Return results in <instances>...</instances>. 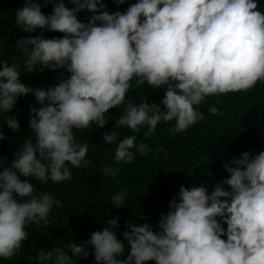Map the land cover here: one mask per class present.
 <instances>
[{"label": "clouds", "instance_id": "obj_1", "mask_svg": "<svg viewBox=\"0 0 264 264\" xmlns=\"http://www.w3.org/2000/svg\"><path fill=\"white\" fill-rule=\"evenodd\" d=\"M49 4L52 11L45 14L42 6ZM85 9L93 13L87 23L77 18ZM14 20L23 31L39 29V34L14 45L24 57L22 70L0 60V115L16 132L20 124L12 110L18 98L31 94L41 107H30L32 135L0 171L2 259L19 252L28 239L26 225L47 224L53 206L62 207L49 193L34 194L29 179L59 184L71 180L69 164L80 168L91 162L89 145L78 142L73 129L102 128L110 109L123 108L115 130L102 138L116 143L114 161L128 164L135 159L133 148L141 155L150 149L136 143L135 135L121 139L117 129L139 133L147 126V137L163 121L174 122L170 131L182 133L203 120L194 106L206 97L264 83V12L258 0H136L115 12L106 10L104 0H43V5L25 0ZM46 31L64 35L44 38ZM45 69H66L69 76L47 90L20 80L22 73ZM133 80L136 87L145 82L156 89L166 86L163 107L143 100L137 105L127 95ZM209 112L215 115L217 108ZM223 167L229 176L212 191L204 185L180 186L158 221L159 231L149 223L126 221L121 240L115 231L120 217L110 218L86 242L40 249L36 260L75 264L90 255L85 246L90 245L95 264H264V151L243 152ZM116 171L108 164L101 169L111 177ZM125 198L122 190L110 204L126 207Z\"/></svg>", "mask_w": 264, "mask_h": 264}, {"label": "trees", "instance_id": "obj_2", "mask_svg": "<svg viewBox=\"0 0 264 264\" xmlns=\"http://www.w3.org/2000/svg\"><path fill=\"white\" fill-rule=\"evenodd\" d=\"M40 2L43 5V0ZM135 2L125 0L124 4L118 5L116 0H104L109 12L125 11ZM24 3L25 0H0V60H7L10 66L15 63L21 70L24 57L14 45L20 38L39 34V29L28 33L15 23L16 10L22 8ZM258 9L264 12V0H258ZM42 11L50 13L52 5L42 6ZM91 15L93 13L85 9L77 14V18L87 23ZM63 35L59 32H44V38ZM68 76L66 69H45L22 73L20 80L33 88L47 90L56 85L60 78ZM132 84L134 87L127 95L134 98L137 105L143 100L163 107L160 102L166 86L156 89L145 82L143 86L136 87L135 80ZM32 106L37 109L41 107L33 95L18 98L12 110L20 124L16 132L7 127L0 115V129L7 137L0 140V159L4 158V162L0 163V171L9 166L21 142L32 135L29 127ZM194 107L204 118L182 133L171 132L174 122L163 121L158 122L155 131L147 137L144 136L147 126L141 128L139 133H132L125 128L117 129L121 139L135 135L136 143L146 144L150 149L141 155L133 148L135 159L128 164L116 163V143L106 144L102 138L105 132L115 130V120L123 113V108L110 109L105 114L108 122L102 128L92 125L83 130L73 129L75 139L89 145L86 159L90 158L91 162L80 168L69 164L72 178L59 184L51 180L41 184L29 179L34 186V194L49 193L62 202V207L53 206L47 224L26 225L28 239L22 242L19 252L11 258H0V264H39L36 255L40 249L47 251L64 247L72 240L78 244L84 243L90 239L91 233L102 230L103 223L110 218L120 217L119 227L115 231L121 240L126 221L138 225L149 223L154 231H159L158 221L168 212L169 202L179 192L180 186L190 188L204 185L212 191L216 184L229 176L223 167L225 162L238 158L243 152L258 154L264 151V83L258 81L246 92L235 91L206 97ZM211 107L217 108V114H210ZM105 164L117 170L115 177L102 174L101 169ZM225 188L230 190L227 185ZM122 190L126 192V207L115 208L110 204L111 197ZM137 214L147 219H140ZM224 226L226 228V224ZM85 246L90 255L76 260L75 264H95L91 246ZM126 256L127 253L124 258ZM146 264H154V261Z\"/></svg>", "mask_w": 264, "mask_h": 264}]
</instances>
